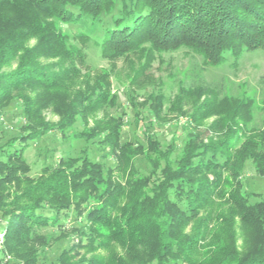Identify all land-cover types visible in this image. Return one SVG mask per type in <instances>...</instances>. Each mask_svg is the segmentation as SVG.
I'll use <instances>...</instances> for the list:
<instances>
[{
	"label": "trees",
	"instance_id": "obj_1",
	"mask_svg": "<svg viewBox=\"0 0 264 264\" xmlns=\"http://www.w3.org/2000/svg\"><path fill=\"white\" fill-rule=\"evenodd\" d=\"M60 22L82 26L77 39L112 58L186 47L219 64L227 52L264 48V0H0V114L14 104L20 113L18 133L0 140V264H45L55 243V264H264V193L246 177L250 161L264 178L256 99L231 98L223 81L193 73L177 101L175 115L188 120L175 155V133L163 145L154 131L163 96L151 95L144 115L99 116L117 94L81 76ZM46 110L60 120L50 123ZM131 114L140 140L124 139ZM78 118L85 129L74 139L87 144L31 177L26 149L50 132L65 138Z\"/></svg>",
	"mask_w": 264,
	"mask_h": 264
},
{
	"label": "rangeland",
	"instance_id": "obj_2",
	"mask_svg": "<svg viewBox=\"0 0 264 264\" xmlns=\"http://www.w3.org/2000/svg\"><path fill=\"white\" fill-rule=\"evenodd\" d=\"M59 27L65 36L66 45L79 49V52L74 55V60L77 68L81 71V76H88L92 79L102 78L103 81L110 83L112 92L117 94V106H109L105 111H101L100 117L107 116L109 118L110 115H119L123 110L128 113L132 112L131 110L134 112L138 110L137 112H142L144 115L151 110L152 104L155 102L149 97L151 95L163 96L164 105L161 106V119L164 121L158 123L154 127V131L159 134L163 145L170 144L172 134L175 133L178 140V149L175 155L180 153L185 137L182 125L188 120V116L178 117L175 115L182 109L181 103L178 104L177 101H179L178 98H182L186 94L185 92L181 95V92L190 88L192 74L195 72L203 74L208 80L223 81L226 94L231 98H245L246 96L255 98L258 121L264 120V106L263 102H260L264 95V48L244 49L238 56L227 52L226 60L219 64L206 63L202 55L186 47L158 51L147 45L144 49L112 58L104 56L100 47L93 40L84 44L77 39L76 33L84 30L82 26L77 27L60 22ZM82 55L85 57L83 63L80 61L83 58ZM42 60L55 62L58 59L42 58ZM205 97L207 96H202L201 101L207 100ZM184 100L189 102L190 98L185 97ZM132 101L135 103L132 104ZM44 114L51 121L50 123H57L60 120L59 115L51 110H46ZM133 115L135 116V114ZM133 115L124 117L126 122L124 139L140 140L142 138L137 135L140 131L134 128ZM19 117V108L15 107V104L0 114V140H5L11 133H18ZM213 119V116L209 117L204 125L209 124ZM83 129H85L84 123L78 118L66 132L65 138L59 131H54L48 133L42 140L31 143L25 152L26 159L32 166L30 176L40 175L42 168L46 164H54L58 156L76 154L82 145L87 144L84 140L74 139V134ZM201 131L204 132L203 137L206 138V135L209 134L206 127L202 126ZM95 146H91L94 151ZM104 152L105 150L99 152L101 153L100 159L108 160L107 156H102ZM246 177L255 191L264 193V178L255 173L250 161L247 163ZM66 212L70 214L69 218L72 223L76 213L72 210ZM66 229L70 230V225ZM42 231L46 232L48 236L53 234L56 237L60 234L59 230L53 227H45ZM239 238L241 242L242 237L239 236ZM73 241L77 242L78 236L75 235ZM71 242L72 239H68L61 243L69 245ZM4 246L5 239L0 245V249H3ZM61 248L60 243H55L47 249L46 258H43L45 264H55ZM9 259L10 257L7 256L6 260Z\"/></svg>",
	"mask_w": 264,
	"mask_h": 264
},
{
	"label": "built area",
	"instance_id": "obj_3",
	"mask_svg": "<svg viewBox=\"0 0 264 264\" xmlns=\"http://www.w3.org/2000/svg\"><path fill=\"white\" fill-rule=\"evenodd\" d=\"M4 232L0 233V245H2V243L4 242Z\"/></svg>",
	"mask_w": 264,
	"mask_h": 264
}]
</instances>
